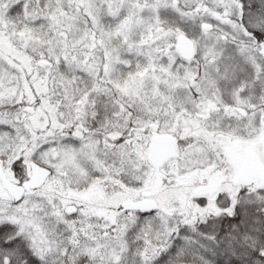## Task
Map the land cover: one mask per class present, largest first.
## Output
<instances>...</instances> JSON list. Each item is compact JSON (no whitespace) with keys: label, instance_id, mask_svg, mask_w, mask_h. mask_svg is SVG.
Here are the masks:
<instances>
[{"label":"snow or ice","instance_id":"6c2138e0","mask_svg":"<svg viewBox=\"0 0 264 264\" xmlns=\"http://www.w3.org/2000/svg\"><path fill=\"white\" fill-rule=\"evenodd\" d=\"M0 264H264V0H0Z\"/></svg>","mask_w":264,"mask_h":264}]
</instances>
